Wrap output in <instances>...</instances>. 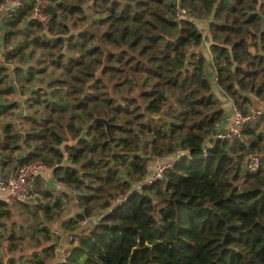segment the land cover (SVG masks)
<instances>
[{
	"label": "trees",
	"instance_id": "16d2710c",
	"mask_svg": "<svg viewBox=\"0 0 264 264\" xmlns=\"http://www.w3.org/2000/svg\"><path fill=\"white\" fill-rule=\"evenodd\" d=\"M180 2L191 19H175L176 0H66L45 7L47 22L34 16L35 0L0 13L6 59L20 56L25 44L6 54L4 44L23 24L37 26L33 42L63 70L54 88L29 91L26 103L42 105L41 116L0 128L2 176L43 162L76 193L78 211L62 221L71 239L59 264H264V130L252 125L264 113L246 125L243 141L216 139L225 110L210 77L213 70L219 91L244 113L260 110L264 0ZM57 12L75 15L72 25L89 20L76 33L77 58L56 55L70 40ZM6 71L0 58V116L18 106L5 104L6 95L25 86L19 77L5 83ZM250 153L262 155L256 172L246 168ZM163 159L174 165L147 183L151 163ZM61 205H47L46 218ZM10 214L0 201V220ZM36 230L52 239L46 225ZM59 239L29 264H49Z\"/></svg>",
	"mask_w": 264,
	"mask_h": 264
},
{
	"label": "crops",
	"instance_id": "0c3cea01",
	"mask_svg": "<svg viewBox=\"0 0 264 264\" xmlns=\"http://www.w3.org/2000/svg\"><path fill=\"white\" fill-rule=\"evenodd\" d=\"M201 24L204 29L208 28L207 21H203ZM209 45L210 43L208 42L203 47L207 54L210 53ZM1 63L7 69L4 73L9 75L8 82L13 84L14 82H12L11 77L14 72H12V70L16 65L5 63L2 59ZM23 71V73H26V70ZM210 77L214 81V88L216 90L217 97L222 102L225 110L224 121L220 127H229L234 118V103L228 95H224L219 91V87H217L214 79L213 70L210 73ZM37 81H41V78L37 77ZM42 86L47 85L42 82ZM23 91L22 93L15 92L7 94L6 99L13 97L14 102H18L19 105L21 104L20 107H23L25 106L24 101L29 102V97L31 96V92L28 91L27 93H23ZM262 104H264V102H262ZM27 114L30 113L24 112V115H20L23 118ZM3 117L4 115L0 116V119ZM9 117L11 122L15 121L19 123L18 119H12L11 115H9ZM22 118L20 119L21 121H23ZM65 158L66 160L68 159V154L65 155ZM155 164L156 161L151 163L148 178L153 176ZM16 165L17 164L15 162H12L8 165L7 169H12ZM2 174L3 172L0 167V177ZM33 186L34 190L32 197L27 201H15L10 197V194L7 191L0 189V201L7 203L8 208L11 211L10 217L0 220V264H29L34 252L42 255L43 247L53 243L57 236H59L60 239L56 249V255L49 264H59L66 254L68 246L67 241L64 242V240H66L68 232L63 229L61 221L65 220H63L64 214H67V218H70L78 211L76 193L67 185L59 182L54 175V170L49 167H46L34 178ZM57 201H59L62 205L53 209V219H47L45 207L47 205L53 206V204ZM64 211L65 213H63ZM94 221L95 220H93L92 223ZM38 224L46 225L49 228L52 239L45 240L43 238V234L36 230V226H38Z\"/></svg>",
	"mask_w": 264,
	"mask_h": 264
},
{
	"label": "rangeland",
	"instance_id": "374dc122",
	"mask_svg": "<svg viewBox=\"0 0 264 264\" xmlns=\"http://www.w3.org/2000/svg\"><path fill=\"white\" fill-rule=\"evenodd\" d=\"M25 1V0H24ZM66 0H43L44 6L46 8L51 7L52 9H54L59 2H63ZM85 10L90 12V8L89 5H85ZM57 14L60 17V20H62L63 22H66L69 26V32H68V36L69 37V41L67 42L68 44L65 45L64 47H58L56 48L57 50V57L62 53L64 56V60H67L69 58H77L81 55V45H77L78 44V38L76 36V33H78L80 30H84L85 26H87L89 24V20L85 19H80L77 20V22L75 24L72 25L73 21L75 20L76 16L75 15H69L68 17H64L61 13ZM37 26H32L28 27L27 29L25 28L24 24L22 25V29H19L21 32L17 33L13 36V38L11 39L10 43L8 44H4V49H5V54L8 51H13L17 46H19L20 44H25V49L24 47L21 48L20 52H22V54L16 58H7L6 56L3 54V57L1 58L2 60H4L5 63H10V64H15L16 66L14 67V69L12 70V72H14V74L11 77L12 82H14L15 84L18 83L17 78H20V83H24V87H23V93H27L28 91L37 89L39 87H43L42 89V93H45V91L49 90L50 88H54L55 86H52L51 82H56L57 80H59V78L61 77V73H62V68H58L55 64H53V60L52 58H50L48 50L45 47H42L41 45L38 47L37 43H34L32 40V37L34 34H39L41 33L40 30L37 28ZM13 31H17L16 28H11ZM47 34H49V37L55 36L56 34L50 30H46L45 31ZM3 33V30L0 28V35ZM29 33L33 34L30 35ZM61 35H65V32L60 33ZM45 37V36H44ZM70 42V44H69ZM89 46V45H88ZM24 49V50H23ZM26 67V68H24ZM41 68V69H40ZM26 70V73H23ZM42 70V71H40ZM40 71V72H39ZM4 82H8L9 79V75L4 74ZM24 78V80L22 78ZM37 77L41 78V81L43 83H45L47 86H42V82L41 81H37ZM27 78H31V80L27 79ZM214 79L216 81L217 77L216 74L214 72ZM56 80V81H55ZM39 90V89H38ZM22 93V92H21ZM26 96V95H25ZM49 97H51V94H49ZM14 101L13 97L10 99H6V101H4L5 103H10ZM258 102H260L259 100H257ZM25 106L20 107L19 103L17 102L18 106H14L9 113H6L4 115V117L2 119H0V128L9 123V121L11 120L9 115L12 116V119L16 118L19 120V123L22 125L23 121H21L20 119L22 118L20 114L24 115V112H28L30 114H36L41 116L42 112H43V108L42 105L36 110V105H34L33 103L30 104H26V102L24 101ZM252 108V110H257L255 107H250ZM260 110L264 111V104L259 103V106L257 107ZM15 119V120H16ZM11 122V121H10ZM253 126L257 127V130H264V115H262V117H260L259 119H257L255 122L252 123ZM21 131H23L21 129ZM238 141V140H237ZM239 141H243V140H239ZM247 158V157H246ZM247 168V167H246ZM65 213V211L63 212ZM67 214H64L63 220L67 219ZM62 222V221H61ZM63 226V223L61 224ZM69 242L70 238H69V234L66 235V240H64V242Z\"/></svg>",
	"mask_w": 264,
	"mask_h": 264
},
{
	"label": "built area",
	"instance_id": "2783aa9c",
	"mask_svg": "<svg viewBox=\"0 0 264 264\" xmlns=\"http://www.w3.org/2000/svg\"><path fill=\"white\" fill-rule=\"evenodd\" d=\"M22 5V0H2L0 3V13L8 14L10 9L18 8ZM44 9L45 6L43 0H35V8L33 12L34 16L42 22H47L49 17L44 14ZM174 17L176 20L191 19L188 7L183 5L180 0H176ZM2 56V49L0 47V58H2ZM263 113V110H251L244 113L241 109L234 105L233 122L229 127H220L215 134V138L222 141L244 140L243 130L246 125L255 121ZM261 162V154L250 153L247 156L246 167L249 172H256ZM173 165V160H157L154 174L153 176L147 178L146 182L151 183L156 180H162L166 171ZM45 168L46 165L43 162L38 161L17 166L12 174L0 177V189L7 191L10 194V197L15 201H27L32 197L33 194L34 178ZM136 190L140 192L142 190V185H138ZM124 199H126V197L121 196L116 199L115 202L120 203Z\"/></svg>",
	"mask_w": 264,
	"mask_h": 264
},
{
	"label": "water",
	"instance_id": "95a60500",
	"mask_svg": "<svg viewBox=\"0 0 264 264\" xmlns=\"http://www.w3.org/2000/svg\"><path fill=\"white\" fill-rule=\"evenodd\" d=\"M203 49L201 48L200 49V51H202ZM194 52H196V48L195 47H192L191 49H190V51H189V53H188V58H187V61H186V65H185V68H187L188 67V64H189V61H190V59H191V57H192V54L194 53ZM102 120V121H104V122H106V124H107V128L109 129V124H108V121L105 119V118H96V121L97 120Z\"/></svg>",
	"mask_w": 264,
	"mask_h": 264
}]
</instances>
